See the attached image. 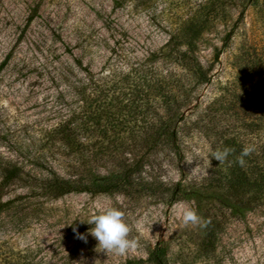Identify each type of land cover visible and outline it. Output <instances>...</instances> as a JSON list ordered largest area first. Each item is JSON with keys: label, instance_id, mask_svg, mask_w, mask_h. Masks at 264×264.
<instances>
[{"label": "rangeland", "instance_id": "obj_1", "mask_svg": "<svg viewBox=\"0 0 264 264\" xmlns=\"http://www.w3.org/2000/svg\"><path fill=\"white\" fill-rule=\"evenodd\" d=\"M260 169L264 0H0V264H152L157 245L168 264H264ZM52 172L111 186L53 197ZM108 207L139 240L125 256L81 222Z\"/></svg>", "mask_w": 264, "mask_h": 264}, {"label": "clouds", "instance_id": "obj_2", "mask_svg": "<svg viewBox=\"0 0 264 264\" xmlns=\"http://www.w3.org/2000/svg\"><path fill=\"white\" fill-rule=\"evenodd\" d=\"M234 149L225 147L217 149L211 153L212 157L220 162L225 163L229 155ZM256 151L255 144L245 145L240 154L236 157V162L244 167L246 164V157L251 156ZM194 159H186L188 164H191ZM177 207V214L182 220L184 226L199 225L207 227L210 220L202 221V218L197 214L194 208L179 204ZM87 222L92 225L88 232L98 241L96 246L97 251H104L107 255L113 254L116 256H125L129 252L134 251L140 247L139 240L136 238H129L131 228L125 220V213L117 207H108L98 210L97 213L92 214L88 219H81V222ZM71 224V223H70ZM76 232V229H73ZM79 239L87 242L86 234L78 233Z\"/></svg>", "mask_w": 264, "mask_h": 264}, {"label": "trees", "instance_id": "obj_3", "mask_svg": "<svg viewBox=\"0 0 264 264\" xmlns=\"http://www.w3.org/2000/svg\"><path fill=\"white\" fill-rule=\"evenodd\" d=\"M31 19V18H30ZM194 69L197 71L198 75L202 79H207V71L204 70L202 64L195 62ZM68 144L74 149V152H80L79 141L76 138L68 134L67 136ZM79 153V154H80ZM40 186L43 193L52 195L53 197H59L67 193L74 191H102L107 190L111 185L105 182V178L98 177L95 178L91 184H86L79 176L74 178H66L58 174L57 172H52L51 175L41 178ZM255 188L256 193L259 195L264 194V170L260 169L258 177L253 179V181H248ZM9 204L8 201H3L0 199V211H2L5 206ZM218 232L215 228L207 231V242L209 245L214 244L217 240ZM148 261L152 264H168L167 257V247L164 245H157L149 252Z\"/></svg>", "mask_w": 264, "mask_h": 264}]
</instances>
